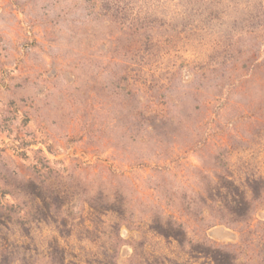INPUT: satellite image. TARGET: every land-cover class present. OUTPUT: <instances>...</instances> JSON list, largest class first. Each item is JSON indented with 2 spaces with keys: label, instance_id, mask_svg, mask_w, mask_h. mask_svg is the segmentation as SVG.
Segmentation results:
<instances>
[{
  "label": "rangeland",
  "instance_id": "rangeland-1",
  "mask_svg": "<svg viewBox=\"0 0 264 264\" xmlns=\"http://www.w3.org/2000/svg\"><path fill=\"white\" fill-rule=\"evenodd\" d=\"M0 264H264V0H0Z\"/></svg>",
  "mask_w": 264,
  "mask_h": 264
}]
</instances>
